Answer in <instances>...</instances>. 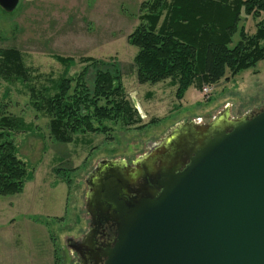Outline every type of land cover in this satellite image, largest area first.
I'll use <instances>...</instances> for the list:
<instances>
[{
    "label": "rangeland",
    "instance_id": "rangeland-1",
    "mask_svg": "<svg viewBox=\"0 0 264 264\" xmlns=\"http://www.w3.org/2000/svg\"><path fill=\"white\" fill-rule=\"evenodd\" d=\"M143 1L19 0L12 11L0 7V52L17 50L25 70L23 78L0 70V103L24 122L25 131L10 137L32 172L19 194L0 197V264H74L66 239L79 240L88 228L85 179L99 161L138 158L183 122L206 124L221 112L234 118L264 109V61L217 83L189 86L180 99L170 79L138 83L137 48L127 37L139 24ZM256 23L246 17L240 25L252 35ZM86 57L94 61H82ZM97 70L118 76L126 99L137 103V123L104 121L105 132L54 141L49 116L35 102L53 95L64 78L75 85L81 77L91 89Z\"/></svg>",
    "mask_w": 264,
    "mask_h": 264
},
{
    "label": "water",
    "instance_id": "water-1",
    "mask_svg": "<svg viewBox=\"0 0 264 264\" xmlns=\"http://www.w3.org/2000/svg\"><path fill=\"white\" fill-rule=\"evenodd\" d=\"M18 3L0 0V7ZM122 166L98 162L95 203L111 206L96 208L116 227L114 243L97 254L102 264H264V109L178 124ZM118 170L128 181H149L130 193L110 179Z\"/></svg>",
    "mask_w": 264,
    "mask_h": 264
},
{
    "label": "trees",
    "instance_id": "trees-1",
    "mask_svg": "<svg viewBox=\"0 0 264 264\" xmlns=\"http://www.w3.org/2000/svg\"><path fill=\"white\" fill-rule=\"evenodd\" d=\"M138 10L139 24L127 40L137 48L133 60L140 84L170 79L180 99L189 86L214 84L264 61V0H145ZM246 17L257 20L252 35L240 25ZM1 69L25 77L17 50L0 52ZM92 82L90 89L81 77L75 85L64 78L53 95L35 102L49 116L54 141L66 144L77 133L105 132L104 121L137 123L135 105L126 99L117 75L97 70ZM5 106L0 103V197L19 194L32 177L10 137L25 131L24 122Z\"/></svg>",
    "mask_w": 264,
    "mask_h": 264
},
{
    "label": "flooded vegetation",
    "instance_id": "flooded-vegetation-1",
    "mask_svg": "<svg viewBox=\"0 0 264 264\" xmlns=\"http://www.w3.org/2000/svg\"><path fill=\"white\" fill-rule=\"evenodd\" d=\"M149 151V148L138 158H134L133 160L129 162H125L126 166H131L135 160L143 157L147 152ZM119 161V162H120ZM98 164H96L93 169L87 174L86 178L89 176V179H91L92 182L88 181L90 184V188L86 190L85 193V202L84 206H89L88 209V228L86 229L85 233L80 236L79 240H70L69 238L66 239V245L75 252V255L73 256V262L74 264H102L103 258H98V252L101 250L106 249L107 247L111 246L116 238V227L115 223L110 218V213L104 212V210L96 208L97 206H111V204H104L101 205L95 203L96 196H97V185L98 183L95 181L98 180V178H101L103 175V172L98 176ZM122 170V169H120ZM101 171V170H99ZM125 172L123 171H117L116 174H110L111 180H115L116 178L121 179V183L123 182L127 184V188L129 189L130 193H134L137 190L140 189L139 185L145 184V182H148L149 180L144 181V178H138L136 181L131 182L128 181L125 177ZM97 175V176H96ZM116 176V177H115ZM86 180V179H85ZM86 183V182H85ZM101 185V184H99ZM98 185V187H99ZM100 189V188H99ZM89 190V199L87 202V192ZM103 194V193H102ZM93 195L92 201L91 197ZM104 195V194H103ZM103 195H101L103 197ZM105 201L106 199L103 198Z\"/></svg>",
    "mask_w": 264,
    "mask_h": 264
},
{
    "label": "built area",
    "instance_id": "built-area-1",
    "mask_svg": "<svg viewBox=\"0 0 264 264\" xmlns=\"http://www.w3.org/2000/svg\"><path fill=\"white\" fill-rule=\"evenodd\" d=\"M209 91H210V88H207V87L203 88L204 93H208Z\"/></svg>",
    "mask_w": 264,
    "mask_h": 264
}]
</instances>
